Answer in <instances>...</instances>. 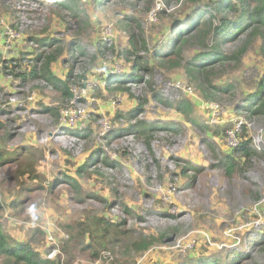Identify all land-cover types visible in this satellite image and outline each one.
<instances>
[{
    "label": "rangeland",
    "instance_id": "rangeland-1",
    "mask_svg": "<svg viewBox=\"0 0 264 264\" xmlns=\"http://www.w3.org/2000/svg\"><path fill=\"white\" fill-rule=\"evenodd\" d=\"M77 1L91 17L87 27L54 1L0 0V117L5 122L0 153L14 156L0 165V201L7 206L0 209V226L8 242L25 241L58 264H184L197 251L218 264H264L258 241L264 231V117L247 118L238 109L262 76L260 41L248 45L240 63L218 65L211 85L198 78L206 85L205 99L182 68L201 48L185 45L177 67L167 56L155 57L156 47L174 35L176 24L195 6L185 0ZM132 34L143 62L152 68L149 74L140 72L145 81H126L129 92L112 90L108 75L130 69L133 56L126 60L118 52L130 48ZM46 35L66 51L52 64L53 73L65 78L71 70L74 80L88 86L76 102L65 101L50 83L30 75L38 48L33 38ZM72 41L79 45L74 56L68 53ZM241 45L226 42L222 49ZM228 84L232 91L213 88ZM178 100L191 104L190 115L175 110ZM139 104L142 108L132 112ZM211 105L219 106L216 121ZM74 109L83 110L85 118L80 120ZM237 118L245 130L242 125L235 142L227 136L229 128H216ZM137 121L150 130L119 133ZM242 134L262 155L240 161L228 176L219 158L232 152ZM81 165L87 166L84 173ZM64 175L76 179L77 191ZM92 215L105 216L124 231L115 247L98 254L80 245L75 227ZM145 237H153L154 244L131 248V242Z\"/></svg>",
    "mask_w": 264,
    "mask_h": 264
},
{
    "label": "trees",
    "instance_id": "trees-1",
    "mask_svg": "<svg viewBox=\"0 0 264 264\" xmlns=\"http://www.w3.org/2000/svg\"><path fill=\"white\" fill-rule=\"evenodd\" d=\"M57 2L60 10L66 11L71 16L77 17L78 23L87 27L91 24V17L87 11L81 8V3L77 0H50ZM140 1V0H139ZM180 2L181 0H175ZM94 4H99L98 0H93ZM186 4H191L196 8L186 16V18L177 23L173 29L174 35L162 44L156 47L155 57L164 58L167 56L168 64L172 67L181 66L180 56L183 47L189 43H194L198 48L204 49L200 51L191 59L187 60L182 68L184 72L191 78L192 81L197 82V88L202 93L203 98L207 99L205 92L206 85L203 82L211 85L209 80L214 75V69L218 65L231 64L236 65L242 61V58L247 52L248 45L254 41L259 40V50L264 55V0H185ZM234 15V17H231ZM133 19L132 17L129 18ZM37 43L36 54L34 56L35 65L30 70V75L37 79H43L50 83L52 88L59 91L65 101L70 100L74 96L73 84L83 85L81 81H76L73 78V72L68 70L65 78L58 77L53 73L52 64L59 60L66 52L64 45L58 39H51L49 35L36 36L33 38ZM209 41L212 42L209 45ZM226 42L242 45L235 51L226 52L222 49V45ZM68 47V53L74 56L76 48L79 47L76 41H72ZM143 49H146L144 42L141 44ZM122 54L123 58L128 60L127 56H133L129 71H122L115 75H108L106 79L107 87L112 90L120 92H129V88L125 86L126 81L129 83H140L145 81L144 76L140 72H147L149 74L151 66L147 62H143L142 57L139 55V46L137 38L134 34L130 37V48H124L123 51L118 52ZM79 55H84L83 50H80ZM74 60H76L74 58ZM82 79V78H80ZM112 83H116L112 85ZM149 85L151 83L147 81ZM111 84V85H110ZM190 87V86H189ZM213 88L218 92L232 91L233 86L228 85H215ZM192 92V87H190ZM245 103L238 106L240 111L246 113L247 118L264 117V68L262 69V76L256 82V88L250 90L245 96ZM158 100L164 101L158 97ZM67 103V102H66ZM64 108V107H63ZM62 108V109H63ZM142 108L139 104L133 108L132 112L138 111ZM175 110L190 115L191 104L185 100H178L174 106ZM47 110L48 107H45ZM61 109V110H62ZM0 110V116L2 115ZM60 114V113H59ZM63 115V113H62ZM60 116V115H59ZM228 120V119H227ZM237 120L222 128L217 127L218 131H226V129L233 128ZM229 123V122H228ZM234 123V124H233ZM225 124V123H224ZM243 122L241 123V126ZM5 126V122L0 117V130ZM168 130L176 131L173 124L165 125ZM150 125L145 122L137 121L136 126L130 124L125 128L119 129V133L123 131H136L137 133L148 132ZM209 128V127H208ZM243 130L245 127L243 125ZM78 134L83 130L76 129ZM246 132V131H245ZM10 135V134H8ZM80 135V134H79ZM148 147L149 143L147 144ZM237 154V155H234ZM262 153L256 151L253 147L252 139L247 135L242 134L239 136V144L232 150L231 153H226L219 158V166L224 167L225 173L230 176L238 167L240 161L250 160L253 157H260ZM14 156L8 155L3 157L0 153L1 167L8 163V159ZM106 162V161H104ZM105 164V163H104ZM0 167V168H1ZM79 169L84 173L87 170L86 165H81ZM64 179L71 182V185L77 191L79 184L71 175L63 176ZM42 185V184H41ZM51 191V189H48ZM20 199L17 198L16 203ZM16 205H11V208ZM5 203L0 201V209H6ZM75 227L79 230V237L81 238L80 245L83 248L92 247V250L98 252L101 249H108L115 247L116 240H121V235L124 233L120 226L110 220L109 218L101 215H92L89 222L77 221ZM114 234L112 237H107L108 234ZM87 237L90 239L86 241ZM100 237V239H97ZM153 237H145L131 242L130 246L135 251L148 249L154 244ZM260 242V250L264 252V231L260 233L258 238ZM124 247V245H122ZM128 247V246H127ZM237 256L240 252H236ZM0 255L3 258V264H58L55 259L42 256L36 249L32 248L27 242L22 241L10 244L7 235L2 231L0 226ZM189 263L184 264H218L216 258L208 257L204 251H197L190 255Z\"/></svg>",
    "mask_w": 264,
    "mask_h": 264
},
{
    "label": "built area",
    "instance_id": "built-area-1",
    "mask_svg": "<svg viewBox=\"0 0 264 264\" xmlns=\"http://www.w3.org/2000/svg\"><path fill=\"white\" fill-rule=\"evenodd\" d=\"M6 35H8L9 38L14 37V33H13L12 30H10V29H7V31H6ZM7 42H8V41H7ZM87 88H88V86L83 84V85L80 87V89H78L77 92H74V96H73L72 101H73V102H76L77 99H79L81 96H83L84 93L86 92V89H87ZM210 107H211V109H212L211 120L216 121V120H217V119H216V116H218V115L220 114V113H218V111H219V106H218V105H211ZM211 109H210V110H211ZM73 112H74V114H75L78 118H80V120H83L82 118H85V114H84V111H83V110H81V109H74ZM65 117L68 118L67 116H65ZM69 118H70V117H69ZM237 119H238V121H237L236 125H235L233 128H230V129L227 130V136H229V137H233V140H234L235 142H236V137H235V135H236V133H237L238 131H240V129H241V123L243 122L241 118H237ZM237 119H235V120H237ZM233 145H236V143H233Z\"/></svg>",
    "mask_w": 264,
    "mask_h": 264
}]
</instances>
